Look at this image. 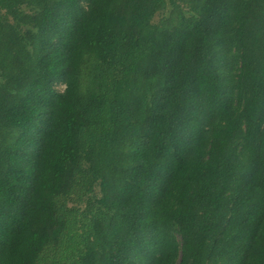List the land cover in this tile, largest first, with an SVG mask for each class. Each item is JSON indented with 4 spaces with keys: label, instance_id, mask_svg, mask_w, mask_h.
Here are the masks:
<instances>
[{
    "label": "trees",
    "instance_id": "trees-1",
    "mask_svg": "<svg viewBox=\"0 0 264 264\" xmlns=\"http://www.w3.org/2000/svg\"><path fill=\"white\" fill-rule=\"evenodd\" d=\"M0 264H264V0H0Z\"/></svg>",
    "mask_w": 264,
    "mask_h": 264
},
{
    "label": "rangeland",
    "instance_id": "rangeland-1",
    "mask_svg": "<svg viewBox=\"0 0 264 264\" xmlns=\"http://www.w3.org/2000/svg\"><path fill=\"white\" fill-rule=\"evenodd\" d=\"M166 14H163V13H161V12H159V13H157L156 15H155V17H154V21H159L161 18H162V16H165ZM57 89H59V90H63L64 89V85H58L57 86Z\"/></svg>",
    "mask_w": 264,
    "mask_h": 264
}]
</instances>
